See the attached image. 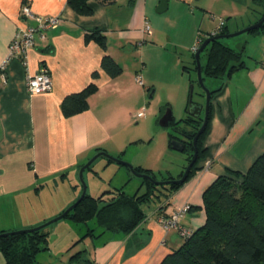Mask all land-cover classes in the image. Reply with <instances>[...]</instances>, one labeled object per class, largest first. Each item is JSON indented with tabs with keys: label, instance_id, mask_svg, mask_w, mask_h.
Wrapping results in <instances>:
<instances>
[{
	"label": "crops",
	"instance_id": "0c3cea01",
	"mask_svg": "<svg viewBox=\"0 0 264 264\" xmlns=\"http://www.w3.org/2000/svg\"><path fill=\"white\" fill-rule=\"evenodd\" d=\"M22 3H28L36 14L59 16L60 24L47 31L45 40L37 35L35 46L27 55V64L12 60L7 67V83L0 82V231L36 227L60 215L81 193L75 188L61 207L52 210H29L27 197L38 184L57 183L73 174L79 175L81 167L98 152L124 157L123 131L130 121L141 119L144 114L126 112L123 102L144 103L146 100V86L139 75L143 67L139 69L136 57L138 53L145 55L146 41L155 36L152 29L151 35L144 29L146 22L149 23L148 16L161 0H115L109 5L89 0L88 5L93 9L89 16L75 12L68 0H0V65L7 59L9 46L19 28L33 23L20 17ZM250 4L251 0H168L167 9L178 6L187 10L188 30L184 39L188 46L197 47L202 38L220 29L221 20L225 21L224 28L229 34L256 23L257 14L250 11ZM93 30L106 36L107 52L98 42L86 40V35ZM201 33L204 37L199 35ZM226 45L244 51L245 67L217 85L211 81V91L221 87L222 90L212 100V121L204 142L206 157L200 161L194 176L168 199L164 209L163 198L152 202L151 207L144 210L146 219L129 234L104 232L100 228L98 233L94 229L93 235L84 238L87 231L83 233L78 227L75 232H65L66 240L55 244L50 239L54 231L47 227L49 249L37 256L43 264H79L71 260L73 252H82L89 264H160L169 253L180 249L184 241L175 229L162 227L159 216H169L189 204L193 208L181 219V224L193 230L204 225L205 190L226 174L225 169L239 166L237 158L216 162L217 157L226 156L236 148V142L244 139L252 140L250 148L254 151H250L241 164L248 165L264 150V34H251L249 39H237ZM105 53L121 66L124 61L132 60L136 73L124 80V71L118 78L111 79L101 70ZM43 65L51 74L52 89L30 95L26 87L27 74L35 73ZM96 71L100 72L96 81L99 90L90 98V109L66 118L61 110L64 98L85 89ZM100 94L104 108L117 105L116 109H121L120 119H108L104 112L99 115L93 111L94 100ZM109 94L117 95L116 99L106 98ZM133 163L136 167L151 169L146 163ZM121 172L124 181L132 179L131 173L120 169ZM91 195L97 197V194ZM62 222H67V227L73 226L70 221ZM3 263L0 259V264Z\"/></svg>",
	"mask_w": 264,
	"mask_h": 264
},
{
	"label": "trees",
	"instance_id": "16d2710c",
	"mask_svg": "<svg viewBox=\"0 0 264 264\" xmlns=\"http://www.w3.org/2000/svg\"><path fill=\"white\" fill-rule=\"evenodd\" d=\"M88 1L68 0V5L78 14L89 16L93 14V9L89 7ZM100 2L103 5H109L115 0H100ZM250 6V11L257 14L259 21L264 15V0H251ZM224 27L225 24L209 36L229 34ZM250 34H264V24ZM205 39L207 37L202 38L201 42L203 43ZM86 40L98 42L107 52V38L101 31L93 30L86 35ZM203 55L206 57L205 63L202 62ZM201 62L204 79L208 77L225 81L236 71L245 67L244 51L235 50L223 44L221 40H217L211 42L203 51ZM194 64V69L197 71L196 62ZM189 68L185 67V69ZM101 70L111 79L118 78L124 72L123 67L108 53H105L102 59ZM99 77L100 72H94L91 83L85 89L64 98L61 110L66 118L90 109V98L99 90L96 82ZM221 90L222 87L210 90L212 99L208 124L198 138L197 161L186 182L194 176L199 169L200 161L206 157L204 142L212 121V100ZM202 124L201 117L190 115L179 121H175L174 118L170 124L176 128V134L170 136V146L176 149L183 145L182 151L190 152L189 162L194 155L193 139ZM117 158L123 159L122 156ZM108 160L114 162L111 159ZM92 165L87 169H91ZM134 170L156 179L150 170L136 166ZM183 173L184 171L178 178ZM239 176L241 174L238 171L229 169V173L219 176L205 190L203 194L206 214L204 225L197 230L192 229L193 235L187 239L182 238L184 243L181 248L169 253L160 264H264V153L251 164L243 175L242 182L238 180ZM143 182L146 187L142 194L129 195L123 189L104 191L97 197L86 193L84 199L64 219L75 224L86 225L95 221L104 232L129 234L146 219L144 205L163 198L165 205L162 209H164L168 199L186 183L157 186L147 179ZM94 231V229H88L84 238L93 235ZM10 232L14 231H0V252L4 258L3 264H37V256L49 249L50 233L47 227L32 233L8 234ZM83 256L82 252H79L74 254L71 260L79 264H89L90 261Z\"/></svg>",
	"mask_w": 264,
	"mask_h": 264
},
{
	"label": "rangeland",
	"instance_id": "374dc122",
	"mask_svg": "<svg viewBox=\"0 0 264 264\" xmlns=\"http://www.w3.org/2000/svg\"><path fill=\"white\" fill-rule=\"evenodd\" d=\"M187 13L184 7L180 8L177 6L175 9H167L165 12H159L157 7L151 12V15H149L150 17L148 16L150 27L155 33V36L153 39L150 38L146 41V46L143 49L145 55L143 56L138 53L136 57L139 60V69L143 67L139 75L140 80L146 86V100L144 103H139L135 100H130L127 103L123 102L126 112L131 113L136 111L138 113L140 111L143 112L144 117L136 121H130L129 127L123 131L122 148L126 150V154L122 160L133 166H135L133 162L137 161L138 164L146 163L145 166L151 168L150 171L158 181L179 179L178 177L182 171H185L189 164L190 154L189 151L183 152L171 148L169 143L170 136L176 134V128L174 125L162 127L159 123L161 116L167 109H171L176 121L186 118L188 115L187 105L189 103L192 85H194L193 101L201 104H204L206 101V92L199 85L197 71L194 69L195 45H193V47L190 45L188 46V41L184 39V36H186L185 32L188 30L186 27V21L188 20ZM245 28L246 27L243 29ZM199 35L204 37L203 33ZM250 37L251 34L248 32L236 37L222 39L221 42L223 44H232L234 41H237V39H249ZM197 40L196 38L195 44ZM132 58L134 57L132 56ZM205 61L206 57L203 55L202 62L204 63ZM123 64L122 67L125 71L123 79L125 80L127 77H130V75L135 74L136 71L133 69L132 60H129L127 63L124 61ZM186 66L190 68L185 69ZM211 81H214L216 85L220 82L218 79L206 77L204 83L205 87L209 90L213 88ZM101 95L102 94H100V97L95 98L92 106L93 111H97L99 115H103L104 112L105 117L108 119L115 121L116 119H120L121 109H116L117 105L115 107L113 105L104 108V100L102 99L103 96L101 98ZM115 96L117 95L109 94L106 98L111 97L110 100H114L116 99ZM134 99L136 98L134 97ZM244 140L236 142V148L228 152L226 156L220 155L216 159V162H225V160L229 161L237 158L239 166L233 167L230 170L238 171L241 174L238 178L240 182L243 181V175L246 174L251 164L264 153L263 150L261 154L248 165H243L244 163L241 164V162L246 160L250 151H254V148H250L253 143L252 140L251 142H249L250 139L249 141ZM92 157L90 159H92ZM118 165L120 164L109 162L108 158L104 156L95 160L91 169H86L83 174L87 186V194H97V196H100L104 190L116 191L119 189H123L129 195L144 193L146 186L143 180L145 179L137 177L127 167ZM120 169L126 173H131L132 179L129 181L126 179L124 181L123 172L119 173ZM225 173H229V169H225ZM75 188L81 190V195L83 185L80 176L75 174L57 183L49 182L48 184H38L37 189L28 195L27 198L30 200L26 207L29 210L38 212L47 208L52 210L61 207L68 199L67 195L73 193ZM151 205L152 203L144 205L143 210L147 211ZM58 216L59 215L52 217L40 225ZM62 221L69 220H61L48 226L49 231H54L52 238H50L51 243L52 241L54 243L63 242V240H66L65 232H75V230L79 228L83 229V233L88 231V229H97V233L101 230L95 221L89 222L88 225L71 222L70 225H73L71 227H67V222ZM73 253L70 255L71 257L74 255ZM0 259L4 260L1 252ZM37 264H43L40 260V256L37 257Z\"/></svg>",
	"mask_w": 264,
	"mask_h": 264
},
{
	"label": "built area",
	"instance_id": "2783aa9c",
	"mask_svg": "<svg viewBox=\"0 0 264 264\" xmlns=\"http://www.w3.org/2000/svg\"><path fill=\"white\" fill-rule=\"evenodd\" d=\"M20 17L30 19L33 23L31 25L20 27L15 38L9 46V54L5 62L0 65V82L7 83V67L8 64L14 60L19 59L26 65L27 55L29 51L35 46L36 36L40 39H46L47 31L56 29L60 24V17H48L41 14H36L28 3H22L19 10ZM225 21H220V26H223ZM144 32L151 35L152 31L148 22L145 24ZM202 42L199 41L194 52H197ZM53 86L52 77L49 69L43 65L35 73H28L26 79L27 92L30 95H38L51 91ZM140 116L142 113L139 114ZM191 210V205L186 204L177 208L171 215L159 216L158 222L165 229H175L183 239L190 238L194 231L181 224V219Z\"/></svg>",
	"mask_w": 264,
	"mask_h": 264
},
{
	"label": "water",
	"instance_id": "95a60500",
	"mask_svg": "<svg viewBox=\"0 0 264 264\" xmlns=\"http://www.w3.org/2000/svg\"><path fill=\"white\" fill-rule=\"evenodd\" d=\"M167 1L168 0H161V3L158 6V11L159 12H163L164 10L167 9ZM264 24V15L263 17L256 23L246 27L245 29L239 30L235 33H230V34H226V35H219V36H214L211 37L209 36L207 39H205V41L202 43V45L199 47V49L197 50V52L195 53L194 59L196 62V66H197V77H198V82L199 85L205 90L206 92V101L203 104L201 103H195L193 101V90H194V85L191 86V90H190V97H189V105H188V114L192 117H200L204 108V121L202 126L200 127V129L198 130L195 138H194V156L191 160V162L189 163V165L187 166V168L185 169L182 177L180 179L177 180H167V181H158L156 179H154L152 176L147 175V174H142V173H137L134 170V166L122 159H119L117 157H113L110 154L106 153V152H99L96 155H94L92 157V159H90L85 165H83L79 171V176H80V180L81 183L83 185V190H82V194L80 195L79 199L73 204L71 205L69 208H67L64 213H62L61 215H59L57 218L52 219L51 221H48L46 223H44L43 225H40L38 227L35 228H29V229H22V230H17L14 232H10L8 234H24V233H32V232H36L38 230H41L43 228H46L48 226H50L51 224L58 222L62 219H64L66 217V215L72 211L85 197L86 193H87V186L85 184L84 178H83V174L85 172V170L87 168H89L94 162L95 160H97L99 157L104 156L108 159H111L112 161L123 165L125 167H127L128 169H130L132 171V173L134 175H136L139 178H143V179H147L152 181L155 185L157 186H163V185H173V184H183L186 182V180L189 177V174L192 170L193 165L195 164V162L197 161V157H198V148L196 146V141L198 140L199 136L205 131L207 124H208V119H209V112H210V105H211V99H212V95H211V91L205 87V83H204V78H203V69H202V62H201V54L203 53V51L206 49V47L214 41L217 40H222V39H226V38H232V37H236L239 36L241 34L244 33H250L251 31H254L256 29H259L262 27V25ZM174 119V115L173 112L171 111V109H167L166 112L163 114V116L161 117L159 123L162 127H169L171 122ZM176 150L182 151L183 150V145L181 147H176ZM1 236V235H0Z\"/></svg>",
	"mask_w": 264,
	"mask_h": 264
},
{
	"label": "flooded vegetation",
	"instance_id": "af4514ba",
	"mask_svg": "<svg viewBox=\"0 0 264 264\" xmlns=\"http://www.w3.org/2000/svg\"><path fill=\"white\" fill-rule=\"evenodd\" d=\"M195 103H198V102H195ZM203 105H204V104H203ZM162 116H163V115H162ZM162 116H161V117H162ZM200 117H201V118L203 119V121H204V108H203V111H202V114H201ZM200 117H199V118H200ZM160 119H161V118H160ZM194 138H195V137H194ZM197 141H198V140H197ZM197 141H196V146H197ZM193 144H194V139H193ZM194 147H195V145H194ZM198 153H199V151H198ZM193 156H194V155H193ZM192 158H193V157H192ZM191 160H192V159H191ZM191 160H190V162H191ZM190 162H189V163H190ZM195 163H196V162H195ZM188 165H189V164H188ZM181 177H182V176H181ZM181 177H180V178H181ZM180 178H179V179H180Z\"/></svg>",
	"mask_w": 264,
	"mask_h": 264
},
{
	"label": "clouds",
	"instance_id": "9594fccd",
	"mask_svg": "<svg viewBox=\"0 0 264 264\" xmlns=\"http://www.w3.org/2000/svg\"><path fill=\"white\" fill-rule=\"evenodd\" d=\"M196 53V52H195Z\"/></svg>",
	"mask_w": 264,
	"mask_h": 264
}]
</instances>
